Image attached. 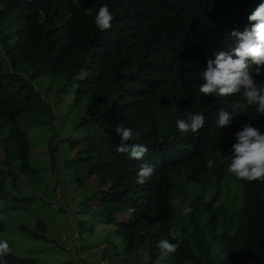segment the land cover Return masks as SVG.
Returning a JSON list of instances; mask_svg holds the SVG:
<instances>
[{"label":"trees","instance_id":"obj_1","mask_svg":"<svg viewBox=\"0 0 264 264\" xmlns=\"http://www.w3.org/2000/svg\"><path fill=\"white\" fill-rule=\"evenodd\" d=\"M230 1L0 0V201L11 196L10 186H20L21 178L40 182L32 165L31 135L41 132L49 142L34 138L52 156L67 142L77 152L79 164L68 168L70 181L84 185L89 175L103 176L95 194L101 197L103 218L118 226L116 252L147 251L146 264H264V182L242 181L227 170L235 133L251 124L264 134V115L253 106L218 128V111L208 99L178 110L163 91L165 81L184 79L183 66L175 59L185 58L189 66L200 59L181 32L196 18H214L220 33L228 34ZM232 3L245 12L264 0ZM102 5L113 16L112 27L103 31L94 23ZM86 8L93 10L92 16L85 14ZM39 78L50 80L41 85ZM254 79L264 84V69ZM43 86L57 87V98H48ZM66 93L67 102L74 104L68 105L71 111L87 104L76 125L82 138L72 142L54 109ZM242 99V93L227 98L226 109ZM189 112L205 116L204 127L194 134L176 126ZM119 125L141 133L139 142L149 148L143 160L117 151ZM208 158L214 160L212 169L206 166ZM143 163L154 165L155 173L140 185L136 179ZM228 185L235 194L224 197ZM186 206L193 209L188 216L182 215ZM124 213L130 218L116 222V214ZM173 227L182 242L175 253L164 254L158 242L171 241ZM36 228L48 229L40 219ZM5 231L2 215L0 235ZM40 232L29 234L41 239ZM6 260L38 264L13 252Z\"/></svg>","mask_w":264,"mask_h":264},{"label":"clouds","instance_id":"obj_2","mask_svg":"<svg viewBox=\"0 0 264 264\" xmlns=\"http://www.w3.org/2000/svg\"><path fill=\"white\" fill-rule=\"evenodd\" d=\"M73 2L75 4L77 0ZM232 6L231 0L226 10L228 34L220 33L214 18L202 22L196 18L181 32L179 36L190 41L200 59L197 65L192 66L187 64L185 58L175 59L176 63L183 66L184 79L175 80L174 83L165 81L163 85L166 97L178 110L193 105L196 99H208L210 107L218 111V128L229 126L235 116L247 113L253 106L259 115H264V84L254 79V75H260L261 69H264V3L257 8L248 7L245 12ZM85 14L92 16L93 10L86 8ZM112 20L113 16L107 5H102L95 13L94 23L102 31L112 27ZM206 24L209 25L208 28ZM241 93L243 99L234 101L230 105L231 111L227 110L226 99ZM64 100L65 97L62 101ZM58 101L59 99L55 110L62 102ZM71 103L68 102V105ZM77 107L75 105L73 110ZM85 111L86 108L84 114ZM83 115H79V120ZM204 125L203 113L189 112L186 120L176 121L181 133H197ZM241 127L242 130L235 133L237 142L232 145L233 156L227 170L242 181L264 182V134L251 124ZM115 132L121 141L117 151L128 154L132 159L143 160L149 148L139 142L141 133L133 132L123 125L117 126ZM206 166L212 169L214 160L208 158ZM154 173V165L141 164L136 183L144 185ZM192 211L190 206H186L182 215L188 216ZM180 235L179 230L170 228L169 236L175 242L160 240L158 248L164 254L175 253L182 242ZM11 252L9 242L6 239L0 240V264H7L6 257Z\"/></svg>","mask_w":264,"mask_h":264},{"label":"rangeland","instance_id":"obj_3","mask_svg":"<svg viewBox=\"0 0 264 264\" xmlns=\"http://www.w3.org/2000/svg\"><path fill=\"white\" fill-rule=\"evenodd\" d=\"M42 80L39 78L37 82L47 84L50 79L47 78L45 83ZM55 90L57 87L51 90L42 88L48 98H57ZM66 96L69 95L66 93L65 100L56 106V116L65 124V138L72 142L82 138L76 125H79V115L84 114L87 104L70 111L66 101L69 97ZM40 135L41 132L31 135L32 165L39 172L40 182L21 178L20 186H10L11 196L0 201V216L3 215L6 221V231L0 235V240L6 239L13 253L32 257L38 264H146L147 251L132 254L115 251L118 226L103 218L98 209L101 197L95 194L103 183V176L96 173L89 175L84 185L73 183L69 180L68 168L79 164L75 149H71L67 142L57 150L56 156H52L48 147L40 146L36 140L49 142L50 137ZM2 155L0 148V157ZM67 159L74 161L66 164ZM78 159L83 162L84 157L79 155ZM223 190L224 197L227 192L235 194L230 185ZM13 194L21 199H14ZM129 218L128 213L116 214L118 223ZM39 219L47 225L46 231L40 232L36 228ZM22 226L26 231L21 230ZM29 231L40 232L43 238L37 239Z\"/></svg>","mask_w":264,"mask_h":264}]
</instances>
